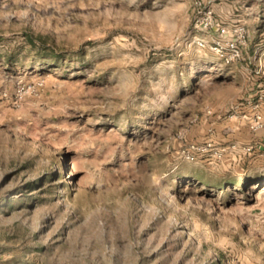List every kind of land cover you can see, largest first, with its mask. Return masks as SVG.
<instances>
[{
  "label": "rangeland",
  "instance_id": "1",
  "mask_svg": "<svg viewBox=\"0 0 264 264\" xmlns=\"http://www.w3.org/2000/svg\"><path fill=\"white\" fill-rule=\"evenodd\" d=\"M0 264H264V0H0Z\"/></svg>",
  "mask_w": 264,
  "mask_h": 264
},
{
  "label": "built area",
  "instance_id": "2",
  "mask_svg": "<svg viewBox=\"0 0 264 264\" xmlns=\"http://www.w3.org/2000/svg\"><path fill=\"white\" fill-rule=\"evenodd\" d=\"M198 7L199 16L195 19V25L214 34H212L210 44L205 38H197L196 43L201 47L209 46L227 63L239 58L249 35L246 27L240 24L230 26L216 16L214 9L204 5L201 1L198 2Z\"/></svg>",
  "mask_w": 264,
  "mask_h": 264
}]
</instances>
